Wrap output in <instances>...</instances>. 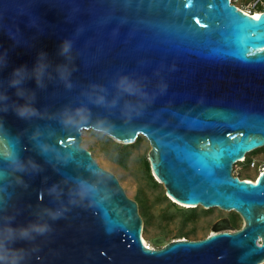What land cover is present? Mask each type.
I'll return each mask as SVG.
<instances>
[{
	"label": "water",
	"instance_id": "obj_1",
	"mask_svg": "<svg viewBox=\"0 0 264 264\" xmlns=\"http://www.w3.org/2000/svg\"><path fill=\"white\" fill-rule=\"evenodd\" d=\"M121 78L148 99L121 92ZM83 130L126 145L145 137L167 195L234 212L241 228L224 218L203 239L148 247L137 203L81 147ZM261 148L264 11L230 0H0V232L28 229L15 244L23 264H264V169L255 181L232 175Z\"/></svg>",
	"mask_w": 264,
	"mask_h": 264
},
{
	"label": "rangeland",
	"instance_id": "obj_2",
	"mask_svg": "<svg viewBox=\"0 0 264 264\" xmlns=\"http://www.w3.org/2000/svg\"><path fill=\"white\" fill-rule=\"evenodd\" d=\"M245 1L233 0V4L247 11L249 7ZM80 145L91 153L100 168L115 176L126 196L137 203L143 222L142 238L152 247L156 248L152 240L158 236L166 242L179 236L187 240L203 239L212 225L224 218L234 229L241 228L242 220L234 212L217 208L204 210L200 206L187 210L192 207L178 205L171 200L151 169L148 170L150 145L145 137L139 135L134 143L126 145L101 132L83 130ZM245 158L232 166V175L241 180L255 181L264 169V148L254 150Z\"/></svg>",
	"mask_w": 264,
	"mask_h": 264
},
{
	"label": "clouds",
	"instance_id": "obj_3",
	"mask_svg": "<svg viewBox=\"0 0 264 264\" xmlns=\"http://www.w3.org/2000/svg\"><path fill=\"white\" fill-rule=\"evenodd\" d=\"M63 52L68 51V44L65 43L62 49ZM118 89L127 94L128 96H139L144 99H148V94L142 91L141 86L135 81H129L127 78H121L117 84ZM166 84H160L159 89L161 94L166 91ZM98 103H103V98H100ZM115 101H113V104ZM151 103V100H149ZM131 105L126 102L125 108H130ZM80 110H78L79 113ZM22 115V113H21ZM84 119V117H81ZM87 190H94L93 186H89ZM85 193L81 192V196ZM59 213L52 216V219H57ZM49 229L46 226H32V231L37 235H43ZM31 239L28 229H13L12 227H5L3 232H0V264H23L25 260V250L22 248L15 247L18 240H28Z\"/></svg>",
	"mask_w": 264,
	"mask_h": 264
},
{
	"label": "built area",
	"instance_id": "obj_4",
	"mask_svg": "<svg viewBox=\"0 0 264 264\" xmlns=\"http://www.w3.org/2000/svg\"><path fill=\"white\" fill-rule=\"evenodd\" d=\"M230 3H234L233 0H230ZM256 6H261L264 8V0H251L250 3L248 4L249 10H242L245 14L250 15V16H254L255 15V11L253 10ZM245 157L243 159L240 160V162L244 161ZM148 247H152L151 245H147Z\"/></svg>",
	"mask_w": 264,
	"mask_h": 264
},
{
	"label": "trees",
	"instance_id": "obj_5",
	"mask_svg": "<svg viewBox=\"0 0 264 264\" xmlns=\"http://www.w3.org/2000/svg\"><path fill=\"white\" fill-rule=\"evenodd\" d=\"M254 11H255V13H258V12H262V11H264V8L263 7H261V6H256L254 9H253ZM246 159V158H245ZM244 159V160H245ZM148 164V163H147ZM148 170H150V168H149V166H148ZM150 177V179H152V177H151V175L149 176ZM240 179V178H239ZM250 181H253V180H250ZM173 205H175L174 203H173ZM194 208H189V209H187V210H193Z\"/></svg>",
	"mask_w": 264,
	"mask_h": 264
},
{
	"label": "bare ground",
	"instance_id": "obj_6",
	"mask_svg": "<svg viewBox=\"0 0 264 264\" xmlns=\"http://www.w3.org/2000/svg\"><path fill=\"white\" fill-rule=\"evenodd\" d=\"M247 181H249V180H247ZM160 183V182H159ZM161 184V183H160ZM168 197L171 199V200H173L174 202H176L172 197H170L169 195H168ZM178 205H182V204H180V203H178V202H176ZM182 206H185V205H182ZM186 207H190V206H186ZM207 210H209V209H207ZM142 241H143V243L145 244V245H149L147 242H146V240L144 239V238H142Z\"/></svg>",
	"mask_w": 264,
	"mask_h": 264
},
{
	"label": "flooded vegetation",
	"instance_id": "obj_7",
	"mask_svg": "<svg viewBox=\"0 0 264 264\" xmlns=\"http://www.w3.org/2000/svg\"><path fill=\"white\" fill-rule=\"evenodd\" d=\"M258 13H260V12H258ZM255 14H257V13H255Z\"/></svg>",
	"mask_w": 264,
	"mask_h": 264
}]
</instances>
